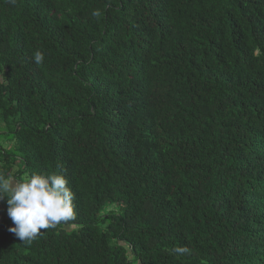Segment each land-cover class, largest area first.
<instances>
[{
  "label": "trees",
  "instance_id": "obj_1",
  "mask_svg": "<svg viewBox=\"0 0 264 264\" xmlns=\"http://www.w3.org/2000/svg\"><path fill=\"white\" fill-rule=\"evenodd\" d=\"M0 173L76 212L0 264H264V0H0Z\"/></svg>",
  "mask_w": 264,
  "mask_h": 264
},
{
  "label": "clouds",
  "instance_id": "obj_2",
  "mask_svg": "<svg viewBox=\"0 0 264 264\" xmlns=\"http://www.w3.org/2000/svg\"><path fill=\"white\" fill-rule=\"evenodd\" d=\"M15 3V0H10ZM94 10L93 17L100 16ZM44 55L36 51L33 61L43 63ZM7 197V215L15 225L8 231L22 243L31 245L47 230H55L62 225L70 227L76 220L75 197L68 187L67 179L57 173L41 175L32 173L17 179L0 173V200ZM43 230V231H42ZM174 255H189L188 247H175Z\"/></svg>",
  "mask_w": 264,
  "mask_h": 264
},
{
  "label": "rangeland",
  "instance_id": "obj_3",
  "mask_svg": "<svg viewBox=\"0 0 264 264\" xmlns=\"http://www.w3.org/2000/svg\"><path fill=\"white\" fill-rule=\"evenodd\" d=\"M0 206L2 207L0 210H4L7 208V206L5 205V203L0 204ZM2 211L0 212V217H1Z\"/></svg>",
  "mask_w": 264,
  "mask_h": 264
}]
</instances>
